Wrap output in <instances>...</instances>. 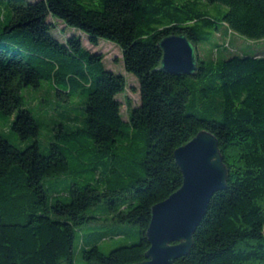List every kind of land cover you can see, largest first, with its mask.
Here are the masks:
<instances>
[{
    "label": "trees",
    "instance_id": "trees-1",
    "mask_svg": "<svg viewBox=\"0 0 264 264\" xmlns=\"http://www.w3.org/2000/svg\"><path fill=\"white\" fill-rule=\"evenodd\" d=\"M99 1L94 8L81 0H8L12 17L0 33V121L9 116L8 128L35 140L21 149L0 131V264H74L77 233L88 264L144 261L153 206L183 184L174 152L201 131L218 139L228 183L213 195L190 253L177 264H264V50L243 55L228 43L222 50L217 45L228 57L211 63L199 53L223 31L264 40V0H194L174 4L172 11L156 0ZM199 1L228 10L214 19L197 10ZM54 19L76 33L56 39ZM180 34L198 47L194 76L160 70L159 41ZM84 35L96 47L101 40L115 43L126 71L138 79L141 102L126 99L127 121L118 97L127 90L126 78L105 68L104 54L87 49ZM42 81L51 82L63 102L85 96L82 125L56 126L48 154L22 95ZM191 85H197L195 112L187 108ZM83 138L93 142L84 146ZM67 151L86 156L78 173L93 177L81 187L72 184L70 202L50 203L43 182L71 175ZM101 204V214L88 215ZM132 227L139 228L136 243L102 251L101 243L124 238Z\"/></svg>",
    "mask_w": 264,
    "mask_h": 264
},
{
    "label": "rangeland",
    "instance_id": "rangeland-1",
    "mask_svg": "<svg viewBox=\"0 0 264 264\" xmlns=\"http://www.w3.org/2000/svg\"><path fill=\"white\" fill-rule=\"evenodd\" d=\"M29 2H36L37 0H28ZM84 4L89 7L99 8L101 7L100 1L97 0L95 2H89L88 0H81ZM187 1L194 0H156L154 4L159 5L164 8L165 11H172L174 4H183ZM199 5L197 10L201 13H204L211 18L219 19L227 10L226 6H223L219 3H207L205 1H199ZM3 13L6 14L3 17ZM12 17V10L9 6L8 0H0V33L3 32L4 27L10 21ZM5 20V23H4ZM53 21V19L50 18ZM56 22V30L52 31L53 36L60 40L65 41L67 34L71 35L76 33L73 28H67L64 30V25L59 20ZM223 31V30H222ZM62 32V33H61ZM84 46L92 51L93 53H103L105 56L104 65L107 70H110L116 74H122L125 76L127 80V90L125 93L119 95V100L122 102V114L124 116V120H128V110L126 106V99L130 98L133 102V105L138 106L141 102L140 92H139V81L137 77L131 73H128L125 69L123 56L121 49L115 44L107 40H101L99 46H93L89 43L87 36L84 35L83 38ZM226 43L230 44V47L235 51V54H243V55H253L257 52H262L264 50V40L262 41H252L249 40L237 33L227 34L223 31L222 37H214L210 43L206 45H201L199 49V53L202 59L208 63H211L212 60L226 59L228 56H225L224 53H218L216 48L217 45H221V50L223 49V45ZM234 54V53H233ZM232 54V55H233ZM191 83V82H190ZM193 89V94L191 97V101L188 102L187 108L189 112L197 111L198 106V98L195 93L197 89V85H191ZM22 95L24 98L25 106L32 112L39 123V134L37 140L39 141L40 148L44 154H48L51 149V143L55 140L54 134L56 126L60 124L66 125L69 129L72 126L70 125H82L81 119L85 117L86 113L82 107L84 103L83 95H73L70 98L68 103L63 102L62 98L57 96V92L54 87L51 85L49 81H42L41 86L38 88L27 87L22 90ZM197 101V102H196ZM197 103V106L195 105ZM78 116L80 120L78 123H71V118ZM10 117L6 116L4 120L0 121V131L3 135L8 137L12 143L17 145L21 149H25L35 140L33 138H29L27 140H22L19 135H17L14 131H12L11 127H7L8 121ZM82 142L84 146L86 144H91L93 141L89 138H83ZM138 146L144 145L143 139L137 140ZM27 145V146H26ZM72 148H80V147H71ZM82 149L87 150L85 147ZM129 148L120 147L119 151H128ZM72 151V150H71ZM66 155L71 164V168L73 172L71 175H68L66 178L59 179L58 176L48 177L44 180V185L49 191V202L53 203L57 200H62L65 203L70 202L69 190L72 184H78L80 187L84 184L88 183L93 177V173L91 171H86L83 173H78V170L82 169L83 165L82 159L86 156H72L69 154V151L66 152ZM57 178V179H56ZM83 180V181H82ZM85 181V183H84ZM55 194H59V198L55 196ZM101 207H95L88 210V215H99L101 214L102 208L104 204L100 205ZM134 228L133 231L129 232L125 235L124 238L117 239H109L103 243H101V249L105 254L111 253L113 249H118L125 245H132L138 241V236L134 230H139L138 227ZM81 233H77L75 244H74V264H88L87 261L83 258L82 247H81Z\"/></svg>",
    "mask_w": 264,
    "mask_h": 264
},
{
    "label": "water",
    "instance_id": "water-1",
    "mask_svg": "<svg viewBox=\"0 0 264 264\" xmlns=\"http://www.w3.org/2000/svg\"><path fill=\"white\" fill-rule=\"evenodd\" d=\"M163 52L160 70L171 75L194 76L200 62L198 47L185 34L159 41ZM183 175L181 188L152 208L146 235L150 248L146 259L135 264H177L194 245V234L216 192L227 187L229 169L216 136L199 132L174 152Z\"/></svg>",
    "mask_w": 264,
    "mask_h": 264
}]
</instances>
